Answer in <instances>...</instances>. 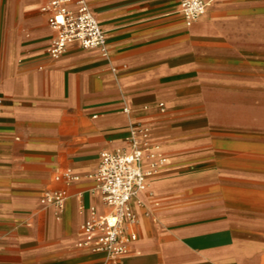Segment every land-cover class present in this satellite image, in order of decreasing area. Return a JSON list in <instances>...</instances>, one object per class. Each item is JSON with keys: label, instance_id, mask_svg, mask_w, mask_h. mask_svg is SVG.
Wrapping results in <instances>:
<instances>
[{"label": "crops", "instance_id": "obj_1", "mask_svg": "<svg viewBox=\"0 0 264 264\" xmlns=\"http://www.w3.org/2000/svg\"><path fill=\"white\" fill-rule=\"evenodd\" d=\"M47 1L0 0V264L105 262L79 245L91 208L107 211L89 175L134 122L166 161L131 200L123 264H261L264 0H207L192 25L181 0H87L107 55L72 42L56 59ZM210 98L233 117L194 137L186 115ZM68 170L80 179H57ZM55 189L62 210L41 202Z\"/></svg>", "mask_w": 264, "mask_h": 264}, {"label": "built area", "instance_id": "obj_2", "mask_svg": "<svg viewBox=\"0 0 264 264\" xmlns=\"http://www.w3.org/2000/svg\"><path fill=\"white\" fill-rule=\"evenodd\" d=\"M208 5L207 0H181L180 11L187 25H192L203 16ZM42 11L48 13L49 26L55 31L48 49L51 58L56 59L66 53L72 42L79 43L85 49L99 48L107 55L106 31L87 0H48L42 6ZM125 110L129 112L128 107ZM126 141L127 147L103 151L97 169L89 175L95 179L107 211L99 213L96 207L91 208V217L82 225L85 237L79 245L105 253L103 264H123V257L138 237L132 229L138 218L131 208V200L147 187V178L157 173L166 161L149 146V131L141 122L132 124ZM146 158L150 159L148 163L145 162ZM61 178L67 184L80 179L69 170L57 176V179ZM68 197L66 189L47 190L41 202L62 210Z\"/></svg>", "mask_w": 264, "mask_h": 264}, {"label": "rangeland", "instance_id": "obj_3", "mask_svg": "<svg viewBox=\"0 0 264 264\" xmlns=\"http://www.w3.org/2000/svg\"><path fill=\"white\" fill-rule=\"evenodd\" d=\"M228 99H205V102L201 107H197L193 110L192 113L187 114L188 118L193 117L195 119V125L192 126L194 130H191V133L194 137L197 138H204L207 135H214L216 132V123H225L227 122L230 117H233L231 114L227 113H216L214 110L216 109L217 105H226ZM252 102L257 105L258 99H252ZM239 117L245 116L248 122H258L259 114L258 113H250V114H240L237 115ZM264 264V260L261 262Z\"/></svg>", "mask_w": 264, "mask_h": 264}]
</instances>
